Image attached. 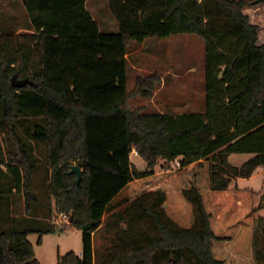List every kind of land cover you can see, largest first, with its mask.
I'll return each instance as SVG.
<instances>
[{
    "label": "trees",
    "instance_id": "obj_1",
    "mask_svg": "<svg viewBox=\"0 0 264 264\" xmlns=\"http://www.w3.org/2000/svg\"><path fill=\"white\" fill-rule=\"evenodd\" d=\"M20 1L32 30L0 33V198L22 193L31 209L29 139L44 145L48 227L0 229V264H43L28 235L38 232L40 244L66 227L81 230V254L57 264H264L254 217L264 193L254 205L253 189L233 183L264 166V42L243 12L264 0H107L110 32L86 0ZM178 33L204 41V111L130 108L160 78L137 76L127 89L129 44ZM14 74L26 83L13 85ZM133 150L149 166L166 165L141 171ZM231 153L252 156L235 166ZM180 156L181 169H171Z\"/></svg>",
    "mask_w": 264,
    "mask_h": 264
},
{
    "label": "rangeland",
    "instance_id": "obj_2",
    "mask_svg": "<svg viewBox=\"0 0 264 264\" xmlns=\"http://www.w3.org/2000/svg\"><path fill=\"white\" fill-rule=\"evenodd\" d=\"M86 8L105 32L116 31L117 24L110 11L107 0H86ZM252 23L257 24L258 43L264 42V2L248 5L243 8ZM29 19L20 0H0V33L15 34L31 31ZM126 86L133 88L137 76L156 74L160 79L156 83L152 96L145 97L133 94L128 100L130 108L142 107L145 111H162L173 114L181 112H203L205 107V46L202 38L194 33H178L168 37H149L142 42L131 41L127 49ZM29 122H20L19 129L28 139ZM27 128V129H26ZM36 157L32 178V190L35 198L31 209L26 212L22 193H11L1 196L0 229H45L48 227V194L47 167L44 158V145L29 139ZM4 145L5 140H3ZM251 156L250 153H231L229 162L241 165ZM181 156L169 163L171 169L179 170ZM133 165L141 170L159 172L166 165L165 159L159 158L154 166H149L135 150L130 154ZM73 164H76L75 162ZM0 169V178L5 180ZM234 183V181H233ZM239 186L252 187L256 192L254 200L259 202L264 192V173L261 176L245 179ZM125 190L116 201L123 202ZM8 208H11L9 210ZM261 212L264 213V210ZM9 213V214H8ZM8 216L10 218H8ZM81 231L78 228L66 227L54 232L43 233L41 243L37 244L38 232L28 235L35 248V256L43 264H57L58 255L73 250L77 252L82 246Z\"/></svg>",
    "mask_w": 264,
    "mask_h": 264
},
{
    "label": "crops",
    "instance_id": "obj_3",
    "mask_svg": "<svg viewBox=\"0 0 264 264\" xmlns=\"http://www.w3.org/2000/svg\"><path fill=\"white\" fill-rule=\"evenodd\" d=\"M251 156H252V154H251ZM263 173H264V166H259L254 171V173L251 176L245 177V178L244 177H238V178L234 179L233 181H234V184H236V185L239 186V183L241 181H243L245 179H251L252 177H256V176H261ZM239 187H241V186H239ZM242 187H249V186H242ZM250 188H252V187H250ZM253 191H254V194H255L256 191L254 189H253ZM263 193L264 192H262V194ZM253 203H254V205H257L258 204V202H256L254 200V196H253ZM262 210H264V205L255 212L254 217H255V228H256V238H255L256 248L260 249V252H261V255L260 256L262 257V260H264V213L261 212ZM68 228H71V227H68ZM80 237H81V235H80ZM93 238H94V240H93V246L95 248L98 243L96 242V237H93ZM76 253L78 255H80L81 254V248ZM57 260H58V257H57Z\"/></svg>",
    "mask_w": 264,
    "mask_h": 264
},
{
    "label": "water",
    "instance_id": "obj_4",
    "mask_svg": "<svg viewBox=\"0 0 264 264\" xmlns=\"http://www.w3.org/2000/svg\"><path fill=\"white\" fill-rule=\"evenodd\" d=\"M11 83L16 86H22L26 83L27 78H17L16 74L12 75L11 77ZM70 173L76 174V182H79L81 178V168L78 164H72L71 168L69 170Z\"/></svg>",
    "mask_w": 264,
    "mask_h": 264
},
{
    "label": "built area",
    "instance_id": "obj_5",
    "mask_svg": "<svg viewBox=\"0 0 264 264\" xmlns=\"http://www.w3.org/2000/svg\"><path fill=\"white\" fill-rule=\"evenodd\" d=\"M61 218H62V220H66V216H64V215Z\"/></svg>",
    "mask_w": 264,
    "mask_h": 264
}]
</instances>
